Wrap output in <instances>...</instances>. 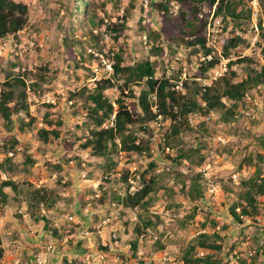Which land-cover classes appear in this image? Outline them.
I'll return each instance as SVG.
<instances>
[{"label": "trees", "instance_id": "1", "mask_svg": "<svg viewBox=\"0 0 264 264\" xmlns=\"http://www.w3.org/2000/svg\"><path fill=\"white\" fill-rule=\"evenodd\" d=\"M249 1L148 0L146 4L155 13L153 20L158 25L155 29L143 21L142 15L136 19L138 25L128 26V21L136 18L137 0H127L123 15L114 22L108 20L104 3L98 5L96 1L60 0L58 11H52V17L63 11V18H67L65 22L62 18L57 23L64 60L76 62L75 58L70 59L75 49L82 58L95 60L101 66L100 59L94 55L97 53L109 59L111 71L109 75L93 80L90 86L67 92L66 101L74 108V115L83 113L80 124L75 125L82 131L73 133V140L63 149L62 163L57 161L46 168L49 173L57 174L56 183L60 185L64 178L62 171L68 169L69 164L76 171H87V178L97 172L99 196L91 201L90 207L94 214L111 207L126 226L131 220L130 210L136 208L134 239L130 241L132 257L136 256L139 236L146 228L161 223L159 216L148 213L156 198L173 202L180 192L188 199L191 210L183 219H178L182 228L196 215L204 218L200 229L222 222L210 207L204 175L196 168L204 163L210 149L206 138L213 135L211 124L223 126L238 122L247 107L248 95L256 88L264 89V65L239 52L249 45L246 36L242 35L244 26L250 21ZM139 6V12L143 11L142 3ZM258 6L261 18L256 24L257 46L264 60V0H258ZM28 18L24 3L0 0V40L16 36L28 24ZM207 25L211 26V36H223L220 53L208 45ZM215 29L217 33H214ZM128 30L143 33L144 39L139 37L135 42L133 36L127 34ZM178 50L186 52L183 60L190 66L199 54L211 58L198 62L196 72H188L181 79L182 67H185L183 60L173 57L175 69H170L168 59ZM221 59H226L223 73L213 78L209 85L202 86L199 81L215 70ZM49 65L29 70L12 62L2 68L5 76L0 82L3 127L11 131L16 116L18 129L22 132L35 130L38 141L44 145L57 144L64 124L60 113L52 111L54 105L50 102L42 103L45 110L40 114V127H35L37 118L30 115L32 101L29 96L41 95L54 82L56 71H51ZM14 68L16 71H12ZM157 72L160 75L157 76ZM179 81L181 87L175 89ZM107 91L112 92L110 96ZM157 120L161 121V126L155 130L152 123ZM184 133L193 134L195 141L185 140ZM255 138L258 145L253 152L240 150L241 157L235 170L239 172L246 167L253 169V173L240 177L237 184H232L229 178L223 181L221 189L230 220L237 225L244 224V227L253 225L264 232V226L256 221L263 212L261 207H264V171L261 167L264 164V134ZM153 142L155 149L151 147ZM18 143L17 138L10 137L2 146L0 212L12 207L19 218L27 214L33 222L41 219L42 229L59 237L60 228L53 227L48 216L40 213L39 207L44 208L45 215L52 212L60 216L59 201L68 204L71 199L59 197L54 187H35L26 179L36 160L28 150L17 149ZM154 151L167 163L161 171H158L157 159L152 155ZM82 152L88 154L86 159ZM218 152L224 155L223 152L229 150L224 147ZM136 159L138 163L131 170L129 165ZM121 162L129 167L119 166ZM184 167L185 172L175 169ZM20 172L24 174L22 177L18 175ZM228 181L230 183L226 184ZM89 192L92 195L95 189ZM86 204L84 201L74 206L79 207L82 215H87L83 213ZM223 224L225 230L227 225ZM224 246V239L218 234L200 233L189 240L180 263L176 264H226L221 256ZM155 248L163 246L157 241ZM198 250L205 251V254L197 256ZM258 250L249 264H254L256 258L262 256L263 252ZM64 260L66 262V258ZM76 260L70 264H79ZM238 263L246 264L244 259H239Z\"/></svg>", "mask_w": 264, "mask_h": 264}, {"label": "rangeland", "instance_id": "2", "mask_svg": "<svg viewBox=\"0 0 264 264\" xmlns=\"http://www.w3.org/2000/svg\"><path fill=\"white\" fill-rule=\"evenodd\" d=\"M15 1L22 2L27 6L29 12L28 24L16 36L11 35L0 40V82L5 76L2 68L7 67L12 62H17L29 70L40 66L46 67L50 64L51 71H56L54 82L41 95L34 98L29 96V100L32 101L30 115L37 118V121L34 123L35 127H40V114L45 110L42 107V103L50 102L54 105L52 111L60 113L64 124L60 128L61 134L57 144L44 145L38 141L35 130L22 132L18 129L16 116L13 117L14 123L11 131H7L0 120V159L3 157L1 153L3 144L8 142L10 137L17 138L19 140L17 149L28 150L36 160L34 166L30 168V174L27 175L26 179L33 183L35 187L42 185L54 187L58 196L70 198L71 202L66 204L63 201H59L62 209V215L60 216H56L52 212L45 215L44 211V216H48L53 227L60 228L58 230L59 237L54 236L49 232L50 230H43V221L41 219L33 222L27 214H22L19 218L14 208H4L0 212V248L2 249L0 264H23L34 255L43 257L47 264L71 263L74 259H77L76 263L79 264L83 262L86 264L180 263L184 248L189 240L195 236V233L200 230V224L204 220L201 215H196L194 219L186 223L185 227L182 228L180 226L178 219H183L189 213L192 206L182 193L177 192L173 202L161 198L155 199L152 206L148 208V213L152 216H159L161 223L157 224L154 228H146L145 232L139 236L135 252L136 256L132 257L130 255V241L134 239L132 230L135 220H129L126 226H124L123 222L118 220L116 211L111 207L107 206L105 209L96 211V214L93 211L91 214L82 215L79 207L77 209L74 206L84 201L87 202L90 196L89 191H92L98 185L96 180L98 173L94 172L92 177L87 178V171H71L73 165L69 164L68 169H63L62 171L64 178L61 181V185L56 183L57 174L49 173L46 166L57 163V161L62 163L63 149L68 147L67 143H71L73 140V133L77 134L82 131V128H77L75 125L80 124L83 113L79 111L81 113H75L76 115H74V108H72L70 102L66 101L67 92L76 90L82 86H90L93 80L103 75H109L111 68L108 67L110 66L109 59L101 54H94L102 63L99 66L97 61H88L86 58L79 56L75 49H73L70 59L75 58L76 62H69L68 59L64 60L65 57L61 54L62 49L60 48V32L57 29V23L63 18L64 13L60 11L62 13L52 17V11H58L60 8V0ZM88 1L89 3L96 1L95 3L98 5L104 3L107 18L110 22L117 21V18L123 15V11L127 7V0ZM146 1L148 2V0H137L138 5H136V11L134 12L136 18L134 21H128L129 27L131 24H136V19L139 15H142L143 21L149 27L155 29L158 26L153 20L155 13L148 8ZM140 3H142L144 9L141 12L138 9ZM249 5L251 7L250 21L244 26L242 34L246 36L249 45L247 48H241L239 52L244 56L252 58L255 62L264 65V60L259 52L260 48L257 46L259 36L256 24L258 19L261 18L258 0L249 1ZM66 20L65 16L63 22ZM217 23L216 21L215 24L217 25ZM214 33H217L216 29ZM127 34L133 36L135 42L139 37L142 40L144 39L141 32L128 30ZM205 35L208 45L217 51V53H220L223 36L217 34L211 36L210 25L206 26ZM87 52L90 53V50L87 49ZM185 54L184 50H178L176 55L168 58L170 63L169 68L175 69L173 68L175 67V58L173 57L183 60ZM208 56L211 58L210 55ZM208 56L199 54L196 60L191 63L192 66L186 65L183 60L185 67H182L181 79L188 72H196V64L207 60ZM225 63L226 59H221L218 67L210 71L207 77L201 79L199 83L202 86L209 85L213 78L223 73ZM234 68L240 72L238 67L234 66ZM12 71H16V68L12 69ZM51 75H53V72H51ZM156 75H160V72H157ZM179 84H181L180 81L176 84L178 88L175 85V89H180L181 86ZM111 93L107 91V95L110 96ZM246 102L247 107L242 111L243 116L238 122L223 126L211 124L213 127L211 126L212 131L210 130V132L213 135L206 138L210 149L207 150L204 163L196 168L197 171H200L204 175L207 186L205 193L207 199H209L208 202L211 204L209 206L214 210V215L222 221L213 227L208 225L204 229L207 233H216L224 239L225 246L221 256L224 257L223 262H226V264H239V259H244L246 264H249L258 249L263 254L256 258L254 264L264 262V232H260L253 225L244 227V224L237 225L233 223L228 216V207L223 190L221 189L223 181L225 182L230 178L232 184H237L240 177H246L254 171L246 167H243L239 172L235 170L237 163L240 161V150L245 149L247 152H253V149L258 145L255 137L264 134V89H254L248 95ZM160 126V120L152 123V127L155 130H158ZM216 136H222L225 142L223 144L217 142L214 140ZM184 139L189 142L195 141L191 133H184ZM151 147L156 148L154 142L151 143ZM224 147L229 152H223L224 155L219 154L218 149ZM157 154L156 151L152 152V155L157 159L158 171H161V168L167 167V163L162 160V156H157ZM81 155L85 159L88 157L87 153ZM20 156V154L17 156V160L20 159ZM137 163V159L131 162L129 165L130 169L132 170ZM122 164L127 165L121 162L119 166H123ZM261 167L264 171V164ZM175 169L182 172L187 170L186 167ZM18 175L22 177L24 174L20 172ZM230 182L228 181L226 184ZM64 183L66 186H64ZM262 201H264V197ZM39 208L40 213L43 214L41 206ZM261 209L263 212L257 216L256 221L261 226H264V207H261ZM83 213L86 212L83 210ZM68 217H72V220H68ZM104 217L110 219V224L104 227L102 233H94L92 228H89L91 222L95 224ZM74 221L79 223L76 224ZM54 223H58L59 226H54ZM222 223H224L223 225H227L225 230L222 229ZM81 230H92L91 244H88L80 236L79 232ZM111 230H114L119 238L118 244L109 249L101 243L102 241L108 243ZM154 235L157 237L156 240L153 237ZM157 241L161 243L163 248H155ZM48 245H52V249H48ZM201 251L203 250H198L197 256H200ZM203 252L205 253V251ZM248 253H253V256L249 257ZM64 258H66V262Z\"/></svg>", "mask_w": 264, "mask_h": 264}, {"label": "built area", "instance_id": "3", "mask_svg": "<svg viewBox=\"0 0 264 264\" xmlns=\"http://www.w3.org/2000/svg\"><path fill=\"white\" fill-rule=\"evenodd\" d=\"M209 57V56H208ZM210 57L207 59L209 60ZM110 67V66H108ZM179 86H181V84H179ZM176 88L177 85H176ZM213 140V139H212ZM214 140H216L217 142H220V143H224V138L222 136H216L214 137ZM97 186L95 187V192L94 194L90 195L87 199V204L84 206V211L86 212V214H91V210H90V207H91V201L94 199V198H97L99 196V193L98 191L96 190ZM41 206V205H40ZM41 212L44 214V208L41 206ZM130 219L131 220H135L136 219V208H133L130 210ZM68 220H72V217H68ZM74 223H79V222H75ZM110 224V219L108 217H104L103 219L99 220L97 223L93 224L92 226V230L94 233L96 234H100L102 232V230L104 229V227L108 226ZM54 226H59L58 223H54ZM92 230H81L79 233H80V236L85 239V241L88 243V244H91V237H92ZM200 233H207L205 231V229H200L199 231H197L195 233V236H197L198 234ZM152 234V233H151ZM155 238V240L157 239V237L154 235L153 236ZM66 240V238H65ZM105 241H102V245L103 246H106L108 247L109 249H111L112 247L116 246L118 244V239H117V234L114 230H111L110 231V234H109V241L108 243H104ZM48 249H52V245H48L47 246ZM203 254H205L203 251L200 252V256H202ZM253 253H248L249 257L253 256L252 255ZM23 264H47L46 263V260L43 259V257L39 256V255H34L32 258L26 260ZM63 264H70V263H63ZM81 264H86L85 262L81 263Z\"/></svg>", "mask_w": 264, "mask_h": 264}, {"label": "crops", "instance_id": "4", "mask_svg": "<svg viewBox=\"0 0 264 264\" xmlns=\"http://www.w3.org/2000/svg\"><path fill=\"white\" fill-rule=\"evenodd\" d=\"M71 171H74V172H77L76 170H74L73 168L71 169ZM82 172V171H81ZM75 175V174H74ZM93 223V222H92ZM102 232H103V230H102ZM101 232V233H102ZM100 237V236H99ZM102 240H103V237H102Z\"/></svg>", "mask_w": 264, "mask_h": 264}]
</instances>
